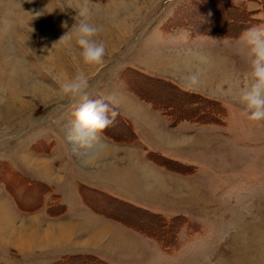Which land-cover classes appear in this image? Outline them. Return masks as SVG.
<instances>
[{
  "label": "rangeland",
  "instance_id": "374dc122",
  "mask_svg": "<svg viewBox=\"0 0 264 264\" xmlns=\"http://www.w3.org/2000/svg\"><path fill=\"white\" fill-rule=\"evenodd\" d=\"M85 6L91 13L89 23L101 29L94 38L105 46L102 66L83 62L72 28ZM240 10L253 16L244 26L264 27V0H0V245L9 247V256L0 251L1 262L29 264L35 259L32 250L50 247L51 237L42 238L28 218L33 215L50 223L46 230L58 231L57 220L76 213L66 210L79 188L88 205L106 208L123 224L158 241L145 239L144 248L136 238L139 251L130 254L137 259L118 253L117 258L127 264H264V120H249L237 96V89L250 82L251 57L241 39L248 28L229 39L217 32L192 35L191 28L194 22L195 29L210 20L226 22L229 14L241 17ZM227 30L238 33L235 28ZM66 33L70 38L60 40ZM135 70L168 78L177 88L198 95L184 100L169 82L145 78ZM79 72L88 77V88L79 96L63 95L61 85ZM193 73L199 74L200 84L190 88L186 78ZM126 90L149 109L143 107L133 121L126 117L137 131H129L122 117L120 122L114 118L113 130L106 136L114 140L115 149H110L116 152L101 157L109 146L90 137L82 147H68L85 172L112 176L113 170H119L124 185L100 186L99 178H93L90 186L95 188L76 187L66 177L72 169L63 164L68 149L60 143L76 138L70 123L75 110L85 97L104 98L111 117L112 110L120 111L107 98ZM140 91L151 100L146 102ZM199 112L212 119L202 120ZM50 135L60 144L53 154ZM45 142H51L50 150L44 148ZM34 158L44 162V172L53 181L40 178ZM106 158L113 160L102 161ZM16 174L43 187L40 203L36 199L28 204L33 210L19 208L5 189L10 186L16 200L22 195L26 182L22 180L20 186ZM29 193L23 192L24 202L33 200ZM56 202L66 205L63 212L48 210ZM12 217V227L19 232V226L29 224L28 236L15 233L10 238L12 227L2 232ZM35 225L45 228L42 223ZM76 229L74 242L80 238ZM166 234L172 236L170 251L176 253L156 247L164 245L158 239L165 240ZM18 241L29 243L32 252ZM80 256L82 260L75 259ZM75 257L72 264H108L96 255Z\"/></svg>",
  "mask_w": 264,
  "mask_h": 264
},
{
  "label": "crops",
  "instance_id": "0c3cea01",
  "mask_svg": "<svg viewBox=\"0 0 264 264\" xmlns=\"http://www.w3.org/2000/svg\"><path fill=\"white\" fill-rule=\"evenodd\" d=\"M173 82H175V81H173ZM131 92H132L131 90L130 91H128V90L121 91L118 93V95L111 96L110 98H107V99L110 100L120 111V113L117 112L115 120H118L120 122L121 119L123 118L124 122L127 123L128 127H129L128 128L129 131L130 130L131 131H133V130L137 131L135 128L133 129L129 119L126 117H129L130 120L133 121L132 119H135L137 116L136 113L141 111V109L143 107L146 110H148L149 107H146L147 104H145L144 101H142V99H140V97H138V95H136V94L134 95V93H131ZM157 111L160 114H162V112H160L159 110H157ZM109 118L111 119L112 117H109ZM70 123H72L73 127H74V121H71ZM114 124L115 123L113 120V122L111 123L110 126H108L106 131H105V129H103L102 131L97 132L94 136L90 137L93 139V142L96 141V143L101 142L104 145H108L109 147H107V148L105 147V149L109 150L111 153L116 152L117 150L112 151L115 148H113L111 146H114L113 144L115 142H114V140H111L112 138L106 136V133L108 131L113 130L111 128H113L112 125H114ZM146 125L148 126L149 124L146 123ZM110 134L112 136H114L113 133H110ZM65 136L69 137L68 134ZM86 139H88V138H86ZM49 141H51L53 144L52 148H51V154H53L55 152V148L57 146L60 147V144L58 143V140H57V138H55V136L52 137L50 135ZM84 141H85V139L81 140V139H77V138H74V139L66 138L64 140V143L62 141H60L61 147H66L68 149V150L64 151V152H66V155H65V161L63 164H64V166H67V168L70 167L72 169L70 172H68L69 174L66 176L68 178V181L76 183V187H78V184H80V183H84V184L88 183L87 185L90 186L91 183L93 184V181H92L93 178H94V180H97L99 178L98 184L100 186L102 185V186L114 187V186L124 185L125 179L122 177V175L118 174L119 170H115V171L113 170V172L110 173L112 176L108 175V173H105V174L103 173V175H100L99 172L94 173L92 171H88V172L84 171V169L81 167L82 163H81L80 159L76 160L75 154H73V152H71L70 149L68 148L70 146V148L72 149V147L74 145L75 146L79 145L82 147L83 145H85ZM51 142H50V144H51ZM110 148H113V149L111 150ZM34 159H35L34 160L35 166L33 168L36 170V172L38 174H42V176H40V178H47V179H49V180L51 179V181H53V179H54L53 176L44 172V168L42 166V164L44 162L42 160H38V158H34ZM125 159H128V158L125 156ZM36 160L39 161L38 164H37L38 161H36ZM112 160H113V158H106L102 161H112ZM56 161L57 160L55 159L53 161V163ZM73 165H76V167L72 168ZM94 166H96V165H94ZM54 167L58 168L57 163ZM61 169L63 170V167H61ZM73 170H74V172L78 173L77 174L78 176L73 175ZM53 172H54V170L51 171V173H53ZM81 173H85V174L82 175ZM62 174H64V173H62ZM105 178H107V179H105ZM103 180H105V181H103ZM156 180H158V177ZM93 187L95 188V186H93ZM100 188H102V189H100ZM100 188H98V190L104 191V194L112 196L111 192H109V191L105 192V190H103L104 187H100ZM158 192H160V191H158ZM79 194H80L79 188H77V195L72 194V196L70 197V200L72 202L71 206L69 203H67L68 208L66 210V214H68L69 212H72L74 210L76 211V213L75 214H69V218L57 220V221H59V222H56V223H58V225H57L58 231L53 229L49 233L46 232V234H44V231H46V227L50 223H45L41 220H37L33 217V215L28 218L29 222L33 221L32 224L34 227V231H39L41 233L42 238L50 239L49 237H51V239H52L49 241L50 244H52V245H50V247H48V248H47V246L39 247V248H35L34 250H32L33 248H31V247H27L29 245V243L27 245V244H24V241L23 242L18 241V242H20L21 246L27 247V249L25 250L26 252L35 251V252H33L34 253L33 256L35 259H32L31 261H29L30 262L29 264H69V263L72 264L76 254L77 255H86V254L96 255L97 257L101 258L105 262L107 261L108 264H127V263L123 262L121 259L117 258V257H119L118 253H120V252L122 254L129 255L132 259L133 258L137 259L136 256L133 257V255L130 254V250H133L137 253L139 251V244L140 243H139V241H137L136 238H138L141 241V244L144 245V248H146L145 247V241H146L145 239H150V238L143 237L142 235H140L141 232H136L130 226L123 224L118 218H115L114 215L109 214L107 211H105L104 209H106V208L103 207V209L99 210L96 207L94 208V207L88 205L84 201L83 197ZM43 210H39V211H43ZM14 216L15 215H13V217ZM13 217L11 218L10 225L8 223H6L4 225L2 232H4L5 230H8L6 227H8V228L12 227ZM35 217H36V215H35ZM37 217H39V216L37 215ZM35 221H38V222H35ZM3 223L4 222L2 221V225H3ZM40 223L45 225V228H41V227L35 225V224H40ZM93 223H95V224H93ZM28 225H26V226H28ZM26 226L21 225V226H19V228L22 227V229H23V227H26ZM89 227H91V228H89ZM26 228H28V227H26ZM30 228H32V226H30ZM76 228H78V229H76ZM17 229L18 228H16V227L11 228V235L9 236L10 238L15 233H19V234H21V236H23V235L28 236V234H30V231H27L24 233L22 231L19 232ZM75 229H76L75 233L80 235V238H76V242L72 241L73 238H71V237H73V234H74L73 231ZM49 230L50 229H48L47 231H49ZM64 231H66L65 234L63 233ZM60 233H61V236H58ZM83 234H85L86 237H83ZM1 239L6 240L3 237H1ZM150 240H152V239H150ZM8 248H9L8 245L5 247L0 245V251L2 253L6 252L7 256H9L8 252H7L9 250ZM18 252H20V251H18ZM81 257L82 256L75 257V259H81L82 260L83 257L82 258ZM126 257L128 259H130L128 256H126ZM85 260H87V259H85ZM0 264H4V263L0 261ZM88 264H91V263L88 261Z\"/></svg>",
  "mask_w": 264,
  "mask_h": 264
},
{
  "label": "clouds",
  "instance_id": "9594fccd",
  "mask_svg": "<svg viewBox=\"0 0 264 264\" xmlns=\"http://www.w3.org/2000/svg\"><path fill=\"white\" fill-rule=\"evenodd\" d=\"M31 2V0H29ZM97 9L99 5L96 6ZM90 10L88 7H82L79 10L81 19L76 22L72 28L77 37V43L81 49V57L85 64L103 65L105 63V46L98 42L94 37L101 30L98 26L89 23ZM35 16L42 15L41 12H35ZM66 33L61 39H69ZM245 46L250 53L251 72L249 74L250 82L237 89L238 100L245 106V115L251 121L264 120V27L254 26L248 28L241 36ZM187 86L190 88L198 87L200 78L198 73H193L186 78ZM88 88V77L79 72L68 82L61 85L63 95L79 96ZM110 106L102 99H88L75 110L73 131L77 139H86L94 136L97 132L108 127L114 120L117 113L111 111Z\"/></svg>",
  "mask_w": 264,
  "mask_h": 264
},
{
  "label": "trees",
  "instance_id": "16d2710c",
  "mask_svg": "<svg viewBox=\"0 0 264 264\" xmlns=\"http://www.w3.org/2000/svg\"><path fill=\"white\" fill-rule=\"evenodd\" d=\"M214 6H216V4H214ZM232 9H234L233 7H232ZM211 17V15L209 14V13H207L206 14V17ZM210 20V19H209ZM202 21H206V19H204V20H202ZM213 21L212 20H210V22L208 23V24H204L205 22H202V24H204V26H202L201 25V27L199 28V29H195V28H197V26H196V22H194V23H191L193 26V29H195L196 30V32H202V31H204V27H208V26H210V23H212ZM135 71H137V72H139V74H141V75H143L145 78H151V79H154V80H158V81H161V82H166V83H170L171 84V87L174 89V90H176L179 94H181V95H183V97H184V100H186L187 99V97L189 96V95H191V94H195V95H198L197 93L198 92H195V91H193V90H190V89H181V88H177L178 86L174 83V82H172V81H170V80H168V79H165V78H155V76H147L146 74H144L143 72H141V71H139V70H135ZM156 84H159V83H156ZM160 85V84H159ZM130 88V87H129ZM131 89V88H130ZM138 93H139V91L138 90H136ZM141 92V91H140ZM141 95L142 96H145L144 95V93L143 92H141ZM182 97V96H181ZM199 97L200 98H203V99H208L209 97H206V96H203L202 94L200 95L199 94ZM142 98V97H141ZM146 98V99H145ZM145 98H143V99H145V100H148V101H150L151 99L150 98H148V97H146L145 96ZM209 99H213V98H209ZM215 106H217V105H215ZM219 106V105H218ZM153 107H156V105L153 103ZM157 108V107H156ZM158 109V108H157ZM160 111V110H159ZM162 112V111H161ZM163 113V112H162ZM200 114H198L200 117L199 118H201L202 120H209V119H212V117H206V118H204L203 116H201L202 115V113L201 112H199ZM206 113H210V111H206ZM175 118H177V116L175 117ZM174 118V119H175ZM208 118V119H207ZM50 142H45V146H44V148L46 149V148H48L49 147V150H50ZM2 161V160H1ZM0 164H2V162L0 163ZM16 177L18 178V180H19V182H20V186H22V183H21V181L22 180H24V182H26L24 185H25V188H24V190H23V192L25 191V190H28L30 193L28 194L29 196H28V199H30V198H32L33 200H28L27 202H24L23 201V199L22 198H24L23 197V192L21 193L22 195H20V197H19V195H18V197H17V200L14 198V191H13V189L9 186V187H5V189H7V192L12 196V199L15 201V203H16V205L19 207V208H21V209H23V210H26V211H29V210H33L34 209V207L32 206V205H28V204H30V203H34L35 204V200L36 199H38L37 201H36V203H40V200H41V198H42V194H40L42 191H44L43 190V187H39L37 184H35L34 183V181L32 180V181H30L29 180V182L25 179V178H23V177H21V176H19V175H17L16 174ZM39 182H41L42 184H44V186H48V188L50 187L47 183H45V182H43V181H40V180H38ZM6 182V181H5ZM7 184V183H6ZM47 184V185H46ZM81 185L83 186H86V184H83V183H81ZM23 187V186H22ZM86 187H88V186H86ZM38 190H39V193H38ZM20 194V193H19ZM57 197V196H56ZM51 204V203H50ZM65 204H63V203H55V204H51L50 206H48V210L51 212V213H54V214H57V213H60V212H63L64 210H65ZM187 218H184L183 220H182V222L184 221V220H186ZM182 222H180L179 223V225L182 223ZM141 233H143L144 235H148V234H146L145 232H143V231H141ZM148 233V232H147ZM171 235H172V233H171ZM171 237L172 236H169V235H165V237H164V239L165 240H163V239H158V240H161V241H163L164 242V245H162L164 248L167 246V245H169V243H171V242H173L172 240H171ZM173 238H175V236L173 237ZM175 240V239H174ZM160 242V241H159ZM161 244V243H160ZM168 251H170L171 249H172V247L169 245L167 248H166ZM87 255V254H86ZM92 255V254H91Z\"/></svg>",
  "mask_w": 264,
  "mask_h": 264
},
{
  "label": "bare ground",
  "instance_id": "6f19581e",
  "mask_svg": "<svg viewBox=\"0 0 264 264\" xmlns=\"http://www.w3.org/2000/svg\"><path fill=\"white\" fill-rule=\"evenodd\" d=\"M112 153L109 151V150H107V149H104V151H103V153L100 155L101 157H104V156H107V155H111ZM90 163L92 164V161L90 160ZM168 188V187H167ZM164 190V189H163ZM29 230V227L28 228H26V229H21V231L23 232H27ZM47 231V230H46ZM50 232V230L49 231H47V233H49ZM58 236H61V233L58 235Z\"/></svg>",
  "mask_w": 264,
  "mask_h": 264
}]
</instances>
